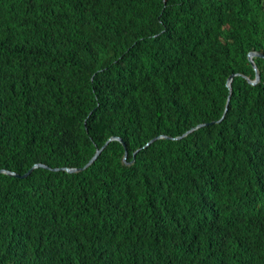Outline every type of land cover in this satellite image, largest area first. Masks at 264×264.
<instances>
[{"label": "trees", "instance_id": "trees-1", "mask_svg": "<svg viewBox=\"0 0 264 264\" xmlns=\"http://www.w3.org/2000/svg\"><path fill=\"white\" fill-rule=\"evenodd\" d=\"M250 51L264 0H0V264H264Z\"/></svg>", "mask_w": 264, "mask_h": 264}, {"label": "water", "instance_id": "water-1", "mask_svg": "<svg viewBox=\"0 0 264 264\" xmlns=\"http://www.w3.org/2000/svg\"><path fill=\"white\" fill-rule=\"evenodd\" d=\"M255 56H263V57H264V54H262V53H260V52H258V51H250L249 54H248L249 60L251 61L252 65L254 66V69H255V71H256V76H255V79H254V80L248 78V80H249V82H250L251 84H256V83H258L259 80H260V73H259V70H258V68H257V65H256V63H255V61H254V57H255ZM234 75H235V74H231V75L229 76V78H228V81H227V86L230 88V90L232 89V80H233ZM229 102H230V96H229V98H228V100H227V105H226L225 112H224V114H223V116H222V118H221L220 120H222V119L225 117V114H226V112H227V110H228ZM203 125H205V123H201V124L197 125L196 127L191 128L190 130H188L187 132H185V133L183 134V136L187 135V134L190 133L191 131H193V130H195L196 128L201 127V126H203ZM183 136L173 137V138H174V139H179V138H181V137H183ZM160 137H169V136L161 135ZM156 139H157V137L154 138V139H152L151 141H149V142L146 144V146H148L149 144H151V143H152L154 140H156ZM111 140H118V141H120V142L123 144V146H125V141H123V139H122L120 136H112L111 138H109V139L105 142V144H104L100 149H97L95 155L90 159V161H89V162H88L83 168H70V167H65L64 169H65L66 171H68V172H76V171H79V170L84 169L85 167L89 166L90 164H92V163L98 158V156L100 155V153L104 150V148L107 146V144H108ZM127 155H128V153L126 152V153H125V156H124V159H125V160H126V158H127ZM39 166L49 167V166L46 165V164L37 163V164H35V165H34L29 171H27V172H26L25 174H23V175H21V174H19V173H16V172H13V171L6 170V169H0V173H7V174L12 175V176H14V177L22 178V177H26L27 175H29V173L32 171L33 168H35V167H39ZM56 169H60V168H56Z\"/></svg>", "mask_w": 264, "mask_h": 264}, {"label": "clouds", "instance_id": "clouds-1", "mask_svg": "<svg viewBox=\"0 0 264 264\" xmlns=\"http://www.w3.org/2000/svg\"><path fill=\"white\" fill-rule=\"evenodd\" d=\"M249 79H250V78H249ZM252 80H254V79H252ZM248 81H249V80H248ZM229 89H230V88H229ZM231 90H232V89H231ZM229 96H230V95H229ZM229 103H230V102H229ZM226 105H227V104H226ZM228 107H229V106H228ZM225 109H226V108H225ZM224 112H225V111H224ZM226 113H227V112H226ZM225 115H226V114H225ZM221 118H222V117H221ZM219 121H221V120H219ZM206 124H207V123H205V125H206ZM203 126H204V125H203ZM195 127H196V126H195ZM192 128H193V127H192ZM196 129H197V128H196ZM182 136H183V135H182ZM178 137H179V136H178ZM155 138H156V137H155ZM158 138H161V137L158 136L157 139H158ZM172 138H173V137H172ZM153 139H154V138H153ZM173 139H174V138H173ZM150 141H151V140H150ZM154 141H155V140H154ZM146 144H147V143H146ZM149 145H150V144H149ZM99 149H100V148H99ZM126 152H127V151H126ZM126 152H125V153H126ZM94 155H95V154H94ZM124 156H125V155H124ZM124 160H125V159H124ZM126 160H127V158H126ZM126 160H125V161H126ZM13 172H14V171H13Z\"/></svg>", "mask_w": 264, "mask_h": 264}, {"label": "bare ground", "instance_id": "bare-ground-1", "mask_svg": "<svg viewBox=\"0 0 264 264\" xmlns=\"http://www.w3.org/2000/svg\"><path fill=\"white\" fill-rule=\"evenodd\" d=\"M124 141V140H123Z\"/></svg>", "mask_w": 264, "mask_h": 264}]
</instances>
